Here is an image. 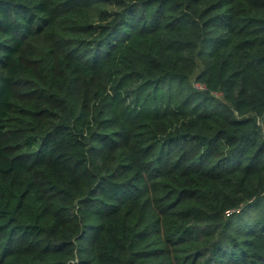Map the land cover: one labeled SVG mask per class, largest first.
<instances>
[{
	"label": "trees",
	"instance_id": "obj_1",
	"mask_svg": "<svg viewBox=\"0 0 264 264\" xmlns=\"http://www.w3.org/2000/svg\"><path fill=\"white\" fill-rule=\"evenodd\" d=\"M0 264H264V0H0Z\"/></svg>",
	"mask_w": 264,
	"mask_h": 264
},
{
	"label": "built area",
	"instance_id": "obj_2",
	"mask_svg": "<svg viewBox=\"0 0 264 264\" xmlns=\"http://www.w3.org/2000/svg\"><path fill=\"white\" fill-rule=\"evenodd\" d=\"M198 87H199V88H203V86H201V85H198Z\"/></svg>",
	"mask_w": 264,
	"mask_h": 264
}]
</instances>
